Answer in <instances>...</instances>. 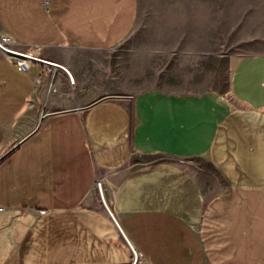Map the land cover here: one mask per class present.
<instances>
[{
  "label": "crops",
  "instance_id": "obj_1",
  "mask_svg": "<svg viewBox=\"0 0 264 264\" xmlns=\"http://www.w3.org/2000/svg\"><path fill=\"white\" fill-rule=\"evenodd\" d=\"M0 28L75 80L0 49V264H264V0H0Z\"/></svg>",
  "mask_w": 264,
  "mask_h": 264
},
{
  "label": "rangeland",
  "instance_id": "obj_2",
  "mask_svg": "<svg viewBox=\"0 0 264 264\" xmlns=\"http://www.w3.org/2000/svg\"><path fill=\"white\" fill-rule=\"evenodd\" d=\"M0 41L2 43H4L5 45H7L8 47L12 48V49H15V50H18V51H21V52H27L29 54H33L34 56H38V53L34 52V50L32 49H29L27 47H24V46H21L17 43H14L11 41L10 38H8L1 30L0 28ZM132 39H129L127 40L126 42H124L121 47H126L128 46L130 43H132ZM149 43V42H148ZM1 49V48H0ZM21 58H25V59H32V58H27V57H21ZM170 59V58H169ZM33 60V59H32ZM174 61V60H172ZM171 61V62H172ZM196 163H200V159L196 160ZM203 165H207V161H203L201 162ZM193 165V164H192ZM96 188L99 189V188H103L104 189V193H105V196H106V200H107V203H111V197H112V190L109 188V186H106L103 182V180H101L98 184H96ZM108 188V190H107Z\"/></svg>",
  "mask_w": 264,
  "mask_h": 264
},
{
  "label": "water",
  "instance_id": "obj_3",
  "mask_svg": "<svg viewBox=\"0 0 264 264\" xmlns=\"http://www.w3.org/2000/svg\"><path fill=\"white\" fill-rule=\"evenodd\" d=\"M0 48L1 50L7 54V55H13V56H22V57H30L32 58L33 60H37V61H41V62H45L47 64H50V65H53V66H56V67H60L62 69H64L70 76V79L73 83H75V80L73 78V76L70 74V72L67 70V68L61 64H58V63H55V62H51V61H47V60H44L42 59L41 57H38V56H34L33 54H29L27 52H21V51H18V50H15V49H12L10 47H8L7 45H5L4 43H2L0 41ZM135 264V262H134Z\"/></svg>",
  "mask_w": 264,
  "mask_h": 264
},
{
  "label": "built area",
  "instance_id": "obj_4",
  "mask_svg": "<svg viewBox=\"0 0 264 264\" xmlns=\"http://www.w3.org/2000/svg\"><path fill=\"white\" fill-rule=\"evenodd\" d=\"M9 58L17 64L18 68L20 70H28L33 62L32 59H25L21 58L22 56H13V55H8Z\"/></svg>",
  "mask_w": 264,
  "mask_h": 264
},
{
  "label": "bare ground",
  "instance_id": "obj_5",
  "mask_svg": "<svg viewBox=\"0 0 264 264\" xmlns=\"http://www.w3.org/2000/svg\"><path fill=\"white\" fill-rule=\"evenodd\" d=\"M27 58H30V57H27Z\"/></svg>",
  "mask_w": 264,
  "mask_h": 264
}]
</instances>
